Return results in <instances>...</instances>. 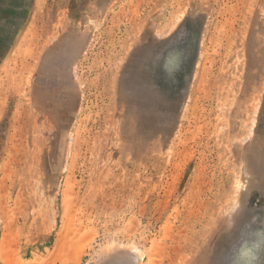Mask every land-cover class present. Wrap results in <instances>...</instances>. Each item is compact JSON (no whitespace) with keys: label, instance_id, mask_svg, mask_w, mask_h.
Segmentation results:
<instances>
[{"label":"rangeland","instance_id":"obj_1","mask_svg":"<svg viewBox=\"0 0 264 264\" xmlns=\"http://www.w3.org/2000/svg\"><path fill=\"white\" fill-rule=\"evenodd\" d=\"M0 264H264V0H0Z\"/></svg>","mask_w":264,"mask_h":264}]
</instances>
